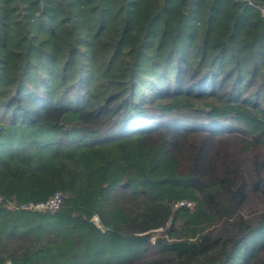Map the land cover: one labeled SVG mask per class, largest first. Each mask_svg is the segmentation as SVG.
<instances>
[{"label": "trees", "instance_id": "trees-1", "mask_svg": "<svg viewBox=\"0 0 264 264\" xmlns=\"http://www.w3.org/2000/svg\"><path fill=\"white\" fill-rule=\"evenodd\" d=\"M0 196V264H264L260 13L0 0Z\"/></svg>", "mask_w": 264, "mask_h": 264}, {"label": "built area", "instance_id": "built-area-1", "mask_svg": "<svg viewBox=\"0 0 264 264\" xmlns=\"http://www.w3.org/2000/svg\"><path fill=\"white\" fill-rule=\"evenodd\" d=\"M236 1L254 7L260 13L264 21V3H257L254 0H236ZM63 200H64V194L62 193V191H57L52 196H50L48 199L44 201L25 203V204H21L20 206L18 207L16 206V207L20 209L32 210V211L34 210L35 211H57L62 206ZM1 201H2V197L0 196V202ZM192 205L193 203L187 200L179 201L176 204V206H190V207ZM8 206H10V204ZM94 220L98 221L99 219L97 216H94ZM150 240L151 242H154L155 238L152 237Z\"/></svg>", "mask_w": 264, "mask_h": 264}, {"label": "rangeland", "instance_id": "rangeland-1", "mask_svg": "<svg viewBox=\"0 0 264 264\" xmlns=\"http://www.w3.org/2000/svg\"><path fill=\"white\" fill-rule=\"evenodd\" d=\"M251 210H252V208L251 207H248V208H246V211L245 212L246 213H249ZM94 222H96V224L99 223V221H97V220H95ZM160 230H163V229H159L158 232L154 233L152 237L153 238H156V236H158L159 234H161V231Z\"/></svg>", "mask_w": 264, "mask_h": 264}]
</instances>
